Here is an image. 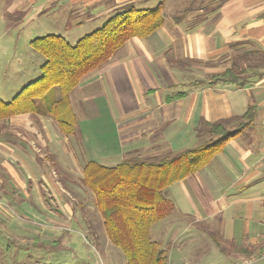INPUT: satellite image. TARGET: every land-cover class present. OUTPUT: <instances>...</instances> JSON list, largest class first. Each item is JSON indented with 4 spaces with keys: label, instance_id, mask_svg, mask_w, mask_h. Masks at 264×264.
I'll return each mask as SVG.
<instances>
[{
    "label": "crops",
    "instance_id": "crops-1",
    "mask_svg": "<svg viewBox=\"0 0 264 264\" xmlns=\"http://www.w3.org/2000/svg\"><path fill=\"white\" fill-rule=\"evenodd\" d=\"M147 1L18 0L11 12L24 19L31 10L43 16L59 11L75 20L76 28L85 23L100 28L116 12L130 6L144 8ZM66 3L71 7L65 11L61 7ZM212 4L193 8L192 27L181 25L183 20L175 22L171 31L165 29V24L146 39H131L71 92L78 140H86L85 129L79 124L112 123L119 133L116 150L105 155L94 153L92 160L93 154L80 149L79 142L74 146L52 119L23 114L0 120L3 132L6 127L13 130L12 135L0 132V166L27 190L26 179H43L54 166L66 171L68 166L79 169L88 161H96L112 167L128 155L149 158L179 152L187 149L184 147H188L192 136L197 137L203 122L241 117L254 106L255 116L247 130L229 140L204 169L171 185L166 197L174 210L153 225L151 234L160 231L156 241L163 245L169 231H173L172 239L178 243L187 231H192L177 248L168 251L169 259L179 257L184 264L191 257V264H205L212 250L222 254L228 264L263 260L264 57L250 56L253 70L243 75L246 80L241 88L223 82L209 85L210 76L188 81L185 76H194L196 71L184 67L197 63L204 67L199 71L202 76H212L226 71L237 53L264 52V0H216ZM82 37L73 33V40L66 39L76 43ZM242 62L243 66L248 63ZM254 71L258 74H252ZM180 86L186 88L178 91L186 92L181 99L166 100L178 92L160 94L162 89ZM72 150L77 151L78 158ZM28 187V197L38 203L44 201L40 186ZM48 189L53 202L63 205L68 191L60 180L52 179Z\"/></svg>",
    "mask_w": 264,
    "mask_h": 264
},
{
    "label": "trees",
    "instance_id": "trees-1",
    "mask_svg": "<svg viewBox=\"0 0 264 264\" xmlns=\"http://www.w3.org/2000/svg\"><path fill=\"white\" fill-rule=\"evenodd\" d=\"M186 14L177 15L175 22H182ZM164 15L162 4L154 9L130 6L76 43L55 34L33 39L31 48L45 58L40 76L23 86L12 100L3 102L0 98V120L23 114L42 116L52 119L63 136L77 137V120L68 99L71 92L87 75L107 64L125 43L146 39L161 29L166 24ZM255 54L264 57V52L237 53L232 65L222 74L212 75L208 84L243 87V75L253 70L250 56ZM245 60L248 63L243 66ZM185 93L166 100L181 99ZM255 110L250 106L241 117L203 122L196 133L204 141L194 148L149 158L128 155L112 167L96 161L85 163L82 182L93 193L107 237L122 251L126 264H169V249L151 236L153 225L174 210L167 190L208 166L229 140L252 125Z\"/></svg>",
    "mask_w": 264,
    "mask_h": 264
},
{
    "label": "rangeland",
    "instance_id": "rangeland-1",
    "mask_svg": "<svg viewBox=\"0 0 264 264\" xmlns=\"http://www.w3.org/2000/svg\"><path fill=\"white\" fill-rule=\"evenodd\" d=\"M211 1L216 0H148L144 8L154 9L162 4L166 17L165 29L171 31L176 25L174 18L184 13L187 14L181 25L192 27L193 8L209 7ZM18 3V0H0V97L6 100H10L23 86L40 76V65L45 58L31 48L33 39L55 34L70 41L73 40V33L81 37L99 29L96 27L98 25H86V23L85 26L76 28L75 20H69L64 12L53 10L45 16L37 15L31 10L23 19L22 15L11 12ZM69 4L71 3H66L61 8L65 11L69 10L71 7ZM186 65L184 68L196 71L194 76L192 74L185 76L188 81L211 77V75L206 76V73L204 76L201 75L199 71L204 67L200 64ZM183 90H186L183 86L176 89H162L160 94H173ZM79 125L85 129L83 137L86 140L81 142L77 137L68 138L74 146L79 142L80 149H86L93 154L90 159L95 160L94 153L105 155L118 148L117 125L108 122L101 125L89 123ZM6 128L5 130L12 135V128ZM230 128L232 129L233 126ZM3 131L4 129L0 128L1 133H6ZM203 141L192 136L186 145L188 147L184 148L197 147ZM72 152L78 158L77 151L72 150ZM176 152L178 151L173 150L168 155ZM0 167L2 168L0 169V264H126L122 251L107 237L102 218L94 203L93 193L87 190L82 182V165L79 169H75L76 166H68L66 171L54 166L43 179L39 177L36 178L37 180L26 179V185L40 186L45 198L44 201L37 198V201L40 200L39 203L34 197L27 196L30 194V187L27 186V190L23 189L20 187V182L13 180L11 172L5 167ZM52 179L60 180L68 191V197L65 198L63 205H58L57 201L53 202L49 196L53 194H48L47 190ZM169 233L163 238L162 245L168 248L169 252L192 235V231H187L178 243L172 239L173 231ZM158 234L160 231H154L151 234L152 239L158 240L156 239L157 236L160 238ZM197 253L200 257L201 251ZM221 255L212 250L203 263L228 264ZM189 260L187 264L192 263V257ZM169 264L184 263L179 257H170ZM255 264H264V259Z\"/></svg>",
    "mask_w": 264,
    "mask_h": 264
}]
</instances>
